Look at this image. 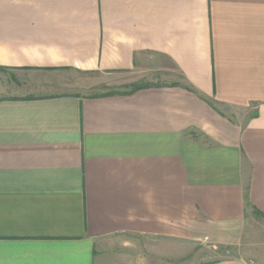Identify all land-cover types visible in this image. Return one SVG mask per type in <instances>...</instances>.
Wrapping results in <instances>:
<instances>
[{"label": "crops", "instance_id": "1", "mask_svg": "<svg viewBox=\"0 0 264 264\" xmlns=\"http://www.w3.org/2000/svg\"><path fill=\"white\" fill-rule=\"evenodd\" d=\"M160 60L179 82L84 94ZM0 71V264L232 251L264 220V0H0Z\"/></svg>", "mask_w": 264, "mask_h": 264}, {"label": "rangeland", "instance_id": "2", "mask_svg": "<svg viewBox=\"0 0 264 264\" xmlns=\"http://www.w3.org/2000/svg\"><path fill=\"white\" fill-rule=\"evenodd\" d=\"M162 70L155 72L141 71L136 75L117 74L111 76H99L92 82L91 89H85L84 94L89 96L101 95L113 90H127L128 85L137 82H145L149 84H166L169 82H179L178 75L169 62L156 61ZM145 67V65H144ZM164 68H166L164 70ZM0 77V97L11 95L10 91L4 88V80H8L7 76ZM144 74V76H143ZM142 77V78H141ZM157 81V82H156ZM235 113L236 111H229ZM233 115V114H229ZM119 242H124L121 244ZM157 241H147L130 236H122L118 240L115 252L128 259L124 264H206L220 260H228L230 258L242 259L246 264H264V220L256 214L251 213L245 222V232L240 248L228 250L227 248H212L208 246H190L171 241L169 246L170 253L168 255H158L154 253L153 248ZM236 256V257H235Z\"/></svg>", "mask_w": 264, "mask_h": 264}, {"label": "trees", "instance_id": "3", "mask_svg": "<svg viewBox=\"0 0 264 264\" xmlns=\"http://www.w3.org/2000/svg\"><path fill=\"white\" fill-rule=\"evenodd\" d=\"M182 86L184 89L190 91V92H195L194 89H192V87H190L189 85H186L185 83H173V86ZM154 85H151L149 83H145V82H137V83H132L130 85H128L127 87V90L125 91H121V90H113V91H109V92H106V93H103L101 95H115V94H119V95H126V94H132L134 92H137L139 90H143V89H147V88H150V87H153ZM245 199V204L247 207H249V200L247 198V194L245 195L244 197Z\"/></svg>", "mask_w": 264, "mask_h": 264}]
</instances>
